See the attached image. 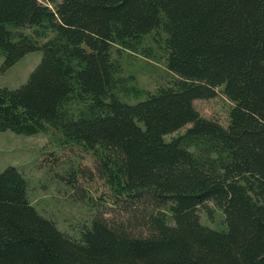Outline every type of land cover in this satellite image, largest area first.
I'll use <instances>...</instances> for the list:
<instances>
[{
  "label": "trees",
  "instance_id": "obj_1",
  "mask_svg": "<svg viewBox=\"0 0 264 264\" xmlns=\"http://www.w3.org/2000/svg\"><path fill=\"white\" fill-rule=\"evenodd\" d=\"M46 1L0 0L3 68L42 52L22 85L0 87V131L52 128L92 153L125 216L96 213L72 236L8 166L0 264H264V0ZM149 35L172 76L153 92L120 60L155 56ZM218 88L226 125L193 105Z\"/></svg>",
  "mask_w": 264,
  "mask_h": 264
},
{
  "label": "rangeland",
  "instance_id": "obj_2",
  "mask_svg": "<svg viewBox=\"0 0 264 264\" xmlns=\"http://www.w3.org/2000/svg\"><path fill=\"white\" fill-rule=\"evenodd\" d=\"M41 1L50 7L54 5ZM153 36H146L144 44L151 45L155 56L146 57L130 50L120 54L124 74L134 75L136 86L148 92L172 79L165 66L164 50L153 44ZM41 56V50L30 51L7 68H3L0 57V87L22 85ZM193 105L203 117L226 125L232 102L218 88L216 96L194 100ZM58 137L52 128L33 135L0 131V172L8 166L15 167L27 182V195L35 209L72 236L96 213L117 221L124 219L125 213L114 204L111 192L97 175L92 153L78 145H58L54 140ZM207 205L213 207L212 202ZM200 212L202 222L223 227L220 210H215L213 220H208L201 209Z\"/></svg>",
  "mask_w": 264,
  "mask_h": 264
}]
</instances>
